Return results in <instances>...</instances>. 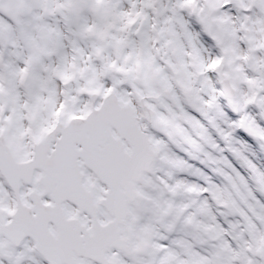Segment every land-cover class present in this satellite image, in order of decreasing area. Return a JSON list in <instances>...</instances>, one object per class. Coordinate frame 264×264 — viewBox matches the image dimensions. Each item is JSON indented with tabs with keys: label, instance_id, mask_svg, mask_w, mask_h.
I'll return each mask as SVG.
<instances>
[{
	"label": "snow or ice",
	"instance_id": "1",
	"mask_svg": "<svg viewBox=\"0 0 264 264\" xmlns=\"http://www.w3.org/2000/svg\"><path fill=\"white\" fill-rule=\"evenodd\" d=\"M0 264H264V0H0Z\"/></svg>",
	"mask_w": 264,
	"mask_h": 264
}]
</instances>
